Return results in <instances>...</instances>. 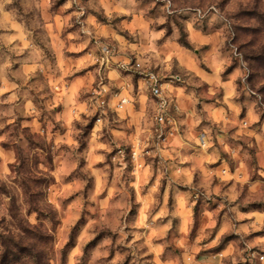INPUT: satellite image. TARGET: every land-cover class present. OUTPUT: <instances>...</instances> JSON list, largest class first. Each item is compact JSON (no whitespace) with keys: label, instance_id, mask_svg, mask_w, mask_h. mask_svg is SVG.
I'll return each mask as SVG.
<instances>
[{"label":"clouds","instance_id":"9594fccd","mask_svg":"<svg viewBox=\"0 0 264 264\" xmlns=\"http://www.w3.org/2000/svg\"><path fill=\"white\" fill-rule=\"evenodd\" d=\"M0 264H264V0H0Z\"/></svg>","mask_w":264,"mask_h":264}]
</instances>
